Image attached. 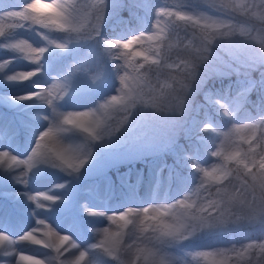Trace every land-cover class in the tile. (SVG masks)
I'll return each instance as SVG.
<instances>
[{
    "label": "snow or ice",
    "instance_id": "6c2138e0",
    "mask_svg": "<svg viewBox=\"0 0 264 264\" xmlns=\"http://www.w3.org/2000/svg\"><path fill=\"white\" fill-rule=\"evenodd\" d=\"M141 6L152 10L148 3ZM118 7V0H94L90 4L29 0L18 10L4 11L0 16V50L12 53L0 61V88L23 85L33 89L20 94L0 93L5 99L0 107L19 117H0V256L16 257L15 264H84L86 260L87 264H102L95 256L100 253L107 258L105 264H176L173 252L183 251L186 243L195 244L259 223L262 231L257 239L186 254L203 264H264V116L243 124L235 120L240 98L246 99L255 87L252 81L239 89L234 105L206 94V103L217 106L230 130L223 133L221 147L211 153L217 158L211 168L192 164L201 174L194 199L189 193L173 203L127 207L112 215L84 208L82 214L122 222L115 232L103 228L97 242L87 247L74 238L73 230L83 229L79 221L65 232L54 227L72 210L81 183L97 171L99 159L141 146L138 133L148 127L144 110L152 107L150 101L157 100L165 88L179 92L187 87L173 72H166L187 70L191 76L198 67L192 64L188 70V61L179 56V46L177 58L172 60L173 45L169 41L173 36L180 32L189 35L190 46L202 54L201 59H209L215 45L249 72L264 68V0H205L208 11L192 0L172 7L163 5L155 10L150 27L129 29L126 38H107L103 33L105 22L109 12ZM161 17L165 18L163 25ZM18 30L35 31L44 43L34 46ZM85 43L100 48L106 62L85 70L76 60L79 46ZM68 57L73 62L62 77L60 73L52 76L54 65ZM18 60L36 67L12 69L10 66ZM38 73L47 77L43 83L40 78L33 80ZM162 77L175 83H161ZM261 83L264 86V75ZM107 88L118 94L105 93ZM96 97L102 102L95 107L86 103L91 100L96 104ZM28 101L33 103H25ZM79 106L88 110H76ZM183 107L178 102L175 111L182 112ZM33 108L40 111H30ZM172 114L175 112L166 113ZM199 130L221 135L211 124ZM193 131L188 130L187 138ZM26 140L29 148L21 152L19 146ZM185 159L191 161L193 157ZM13 165L24 170L18 172ZM45 167L68 176L57 185L62 195L39 194L51 202L47 206L29 189L45 173ZM10 185L16 187L10 189ZM32 203L35 207L30 213L21 207ZM45 208L41 216L37 209ZM26 215L34 218V225L27 224ZM17 230L22 233L18 237L13 235ZM18 242L37 247L25 254L15 247Z\"/></svg>",
    "mask_w": 264,
    "mask_h": 264
},
{
    "label": "rangeland",
    "instance_id": "374dc122",
    "mask_svg": "<svg viewBox=\"0 0 264 264\" xmlns=\"http://www.w3.org/2000/svg\"><path fill=\"white\" fill-rule=\"evenodd\" d=\"M14 2V3H12ZM29 2V0H25V3ZM80 3L83 4H90L94 2V0H79ZM119 7L115 11L109 12V17L115 16L117 14V11L122 7L125 6L127 9L132 10L136 6H140L143 3L150 4L152 10L148 11L146 8L142 7L149 19L148 26L150 27L153 23V19L155 16V10L159 8L160 6L167 5L169 7H172L176 4L184 2V0H118ZM192 2L198 4L202 8H204L205 11H208L205 5V0H192ZM25 3H21V0H0V13L4 11H10V10H18L20 6L24 5ZM107 19V20H108ZM162 25L165 22V18L161 17ZM106 20V22H107ZM105 22V23H106ZM137 30V29H133ZM22 38H26L29 40V42L33 43V45H42L44 41L42 40L41 36L38 35L35 31H24V30H18ZM40 32H43V29L39 30ZM128 32H122L119 35H115L110 38H118V37H127ZM182 35L183 37H189V35H186L183 32H180L178 36ZM217 48L219 50H224V53L218 52ZM96 49L93 45L90 44H82L78 48V56L76 57V60L81 62V60L89 53V51H92ZM59 51V50H56ZM226 50L221 47L213 46V52L211 57L214 59V61H225L232 59L233 62H230V64L234 67L236 71L243 72L244 68L242 64L236 60H234L230 55V58H226ZM12 55V53L6 51V50H0V61H3L6 58H9ZM228 55V54H227ZM224 59V60H223ZM72 59L70 57L66 58L62 63H58L54 65L52 70V76H57V73H60V76L62 77L63 72L67 71L68 66L72 63ZM115 63H121V61H116ZM224 63L229 65V62L225 61ZM12 69L15 70H30L34 69L36 67L35 64L29 63L26 60H18L14 62L11 66ZM95 69L94 67H91ZM88 68H85L87 70ZM243 69V70H242ZM218 70L216 71V73ZM37 78H40L41 83L44 82V80L47 79V77L44 75V73H38V77H33V80H36ZM27 82H25L26 84ZM117 86L119 85L118 80L116 81ZM48 87L51 86V81L47 84ZM13 89L9 92L13 94H20L21 92L25 91H33L31 88H25L23 85H18L16 87H12ZM105 93L110 94H118L113 91L112 88H107L104 90ZM5 92L3 88H0V93ZM264 94V90H263ZM215 96H219L222 100H226L230 105H234V100L237 98L236 91H233L231 94L225 93V94H218ZM2 98V97H0ZM96 104H93L91 100L87 101L86 103L92 107H95L99 103L102 102L100 97H96ZM25 103H33L32 101H28ZM44 109H47V105L42 106ZM73 110V109H68ZM76 110H88L85 106H79ZM32 112H39L40 109L33 108L30 109ZM208 120L209 124H211L215 129H217L221 135H217L215 132H203L201 136L198 138V145L196 143V140H192L191 143H193V147L190 151L191 157L195 159V163H199L202 167H208L211 168L213 164L217 162V158L212 156L211 153L216 151L219 147H221L222 142L224 140L223 133H226L230 130V125L228 124L227 118H225L223 115L221 116L217 106L214 110V113H208ZM215 114L217 116H215ZM261 116H264V107L261 111L258 110V108H255V111L252 112L249 109H244L240 114L235 113V120L237 123L243 124V123H249L253 120L259 119ZM0 117H4L8 120H18L19 117L10 112L8 109H4L3 107H0ZM186 115L184 116L183 120L180 123L177 122H169L167 125H164L163 127H152V128H146L143 130V132L138 133L140 136V144L141 146L134 150H124L117 152L113 155L101 158L97 161V171L92 173L91 175L87 176L86 178H92L95 176L99 177L100 186L96 185V182L93 183H81L78 197L76 202L74 203L72 210L68 213H65L62 215L54 225L55 228L60 230L61 232H65L71 229V226L74 221H79L81 224H83V229L80 232H75L73 230L74 238L78 240V242L84 246L87 247L92 243L97 242V239L100 235H102L103 228H108L109 230H117V225L122 223L117 221L116 223H113L112 221H109L106 217H93L88 216L86 213L82 214V209L87 208L88 211H96V210H103L108 213V215H112L113 213H118L124 211L127 207H137L142 208L150 205H160L165 203H173L178 199H182L185 195L191 193L193 194V199L195 198V193L197 190V186L199 184V175L197 174L195 169L192 167L193 163H187V173L184 175L178 174L176 172L175 179H174V185L171 190L166 191L167 188L166 181L170 180V173L164 172L162 174V177L159 175H155V173H148L146 181L143 182V184H146V187L143 190L142 195H137V191L135 189V184H127L126 188L128 197H125L123 195V192L119 185H115V187H112L111 181L109 177L106 179V177L102 176L104 172L108 170V168L111 166L112 161L115 162H129L134 158H137L138 155H144L145 153H155L158 151H162L164 147L168 146L169 148L175 149V146L172 144L175 142V137L177 136V131L182 126V124L185 122ZM46 123V122H45ZM42 130V128L40 129ZM146 133V135H144ZM29 148V145L27 143V140L25 143L21 146H19V150L23 152L25 149ZM145 150V151H142ZM30 154V153H29ZM22 158L26 159V156H23ZM87 167V165H85ZM17 171H23V166L17 167L15 166ZM161 168V164L156 165L154 170ZM38 171V170H36ZM83 172V169H81ZM161 177V178H160ZM138 178V177H137ZM136 178V179H137ZM68 179L67 175H60L53 173L52 175H45L43 174L42 177L37 182H33L30 184L29 189L32 195L38 196L39 202L45 206L49 205L50 201H45L42 198L39 197L40 193L44 194H51V195H62L63 190L59 189L57 185L64 183ZM161 179V193L160 195L154 196L152 193L153 186L160 181ZM126 179L123 178L122 181L124 182ZM11 188H15V185H10ZM20 187H24L23 185H20ZM85 188H91V191L89 193H85ZM115 193V196H119L120 199H114L112 197L113 202L108 200V197L110 195ZM7 195V193H5ZM102 199V200H101ZM21 207H24L27 209V212L30 213L31 207H35V204L32 203L31 205L23 204ZM38 212L41 213V216H43L46 213L45 209H37ZM26 222L29 226L34 225L35 220L34 218L30 217V215H26ZM91 222V223H89ZM41 227V230L43 229V226ZM132 226H129L128 230H131ZM2 230V229H0ZM246 231V230H244ZM21 233L20 230H17L15 233H13L14 236L18 237ZM39 235V233H37ZM219 238V239H218ZM223 238V239H220ZM230 239L224 238V237H209L203 241H200L195 244H185L182 246L184 249L181 250H174L173 255L177 258L176 264H182V262H189V264H197V261L192 260L191 255L186 253L194 254L196 251L199 250H208L214 247L218 246H229L230 245ZM15 247L21 251H23L25 254H31L35 251L37 246H30L27 245L26 242H18ZM40 251H47L45 249H41ZM70 255V254H66ZM96 258L100 259L102 264H105L107 258L100 255V253L95 254ZM16 257H4L0 256V264H15ZM95 259V257H94ZM84 264H87V260L84 262Z\"/></svg>",
    "mask_w": 264,
    "mask_h": 264
},
{
    "label": "trees",
    "instance_id": "16d2710c",
    "mask_svg": "<svg viewBox=\"0 0 264 264\" xmlns=\"http://www.w3.org/2000/svg\"><path fill=\"white\" fill-rule=\"evenodd\" d=\"M15 1V0H13ZM14 3V2H12ZM21 3H25V0H21ZM3 12L0 13V16ZM5 23H10L11 21H4ZM149 19L146 11L140 7L136 6L132 10L127 9L122 6L115 16L110 17L104 25L103 33L107 38L119 35L122 32H128L129 29H141L145 25L148 26ZM84 31H87L85 27ZM59 35V34H57ZM173 45L171 50L172 60L177 58V46H179V56L184 60L188 61L189 68L192 64H196V72L189 76L187 70L184 73H180L177 69L166 70L171 71L176 75L177 80L181 83L186 84L187 87L183 91L174 92L171 89H163L162 94L155 101H150L152 107L145 109L146 120L148 121L147 128L163 127L169 122L180 123L184 116L186 115L185 122L180 126L177 131V136L174 138L175 142L172 144L175 146L176 150L164 147L162 151L155 153H145L144 155H138L137 158L132 159L129 162H115L112 161L111 166L102 176L109 177L112 187L119 185L122 192L127 195L126 185L134 183L137 186V194H142L143 182L146 181L148 173L155 172L156 175L162 177L164 172L170 173L171 177L169 181H166V191L171 190L174 185V179L176 172L178 174L184 175L187 173V163H195V159L189 161L185 157H191V149L193 147L192 140H196L198 145V138L201 136L203 131L199 130L200 126L209 124L208 113H214L216 106L211 103H206V94L210 96H215L218 94H231L236 91V95L239 89L244 86L247 82H255V87L252 88L246 99L240 98L239 108L236 114H240L244 109H249L252 112L255 108L261 111L264 107V86H262V75H264V68L257 69L255 71H248L244 68L243 72L236 71L234 67L230 64L233 62L232 59L225 60L229 62V65L224 63L225 61H214L212 57L207 60L201 59V53H198L190 46V38L180 36H173L169 41ZM87 44V43H86ZM218 52L224 53V50H219ZM67 57V54H64ZM105 53L98 47L96 49L89 51V53L81 60L80 64L84 68H96L99 63L106 62L104 60ZM226 58H230L226 54ZM224 60V59H223ZM218 72L216 73V71ZM175 83L173 81L166 80L162 77L161 83ZM4 89V88H3ZM13 88L4 89V91H11ZM179 98V100L177 99ZM178 102L184 104L182 112L175 111ZM5 99L0 98V104H4ZM4 108V107H3ZM7 110V108H4ZM175 112L172 115H166V113ZM222 116V114H220ZM215 116H217L215 114ZM190 128H193L191 138H187V132ZM145 151V150H142ZM180 157V159L177 158ZM161 164V168L154 170L156 165ZM15 168V165H13ZM39 171V170H38ZM53 173L60 175H66L58 169H51L45 167V175H52ZM108 176V177H107ZM138 177V178H137ZM160 177V178H161ZM126 180L123 182L122 179ZM137 178V179H136ZM96 182L97 186H100L99 177L95 176L92 178H85L84 183ZM146 186V184H145ZM161 190V179L158 181L152 193L154 196L158 194ZM91 188H85L84 192L89 193ZM113 195L108 197L110 201ZM116 197V196H115ZM114 197V198H115ZM120 199V197L115 198ZM102 200V199H101ZM246 230V231H244ZM115 232L116 230H110ZM261 225L259 223L254 225L246 226L238 231L227 233L224 235H219L217 237H224L230 239L232 244L239 246L240 244L247 242L249 240H254L261 235ZM209 237H206L207 239ZM203 239V240H205ZM219 239V238H218ZM223 239V238H220ZM201 240V241H203ZM197 264H203V261H197Z\"/></svg>",
    "mask_w": 264,
    "mask_h": 264
}]
</instances>
